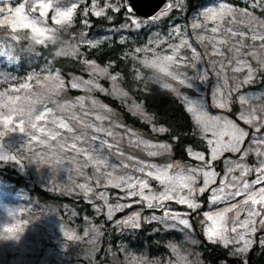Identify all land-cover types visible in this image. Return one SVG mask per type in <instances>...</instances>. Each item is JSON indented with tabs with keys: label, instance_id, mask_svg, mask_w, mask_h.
Wrapping results in <instances>:
<instances>
[{
	"label": "rangeland",
	"instance_id": "obj_1",
	"mask_svg": "<svg viewBox=\"0 0 264 264\" xmlns=\"http://www.w3.org/2000/svg\"><path fill=\"white\" fill-rule=\"evenodd\" d=\"M242 2L212 0L187 12L185 0H171L153 21L124 10L122 25L88 36L87 13L117 14L123 0H0V166L81 197L92 211L77 218L68 206L38 205L0 180V264H111L114 235L121 264H245L255 244L264 247V7ZM113 38L127 44L138 80L181 102L207 154L187 149L193 163L174 161L153 134L161 127L150 124L145 134L99 100L114 97L150 123L117 74L83 58V46ZM23 40L78 56L81 74L64 80L46 64L18 81L6 69ZM142 224L151 225L160 254L130 245ZM206 243L226 255L206 263Z\"/></svg>",
	"mask_w": 264,
	"mask_h": 264
},
{
	"label": "trees",
	"instance_id": "obj_2",
	"mask_svg": "<svg viewBox=\"0 0 264 264\" xmlns=\"http://www.w3.org/2000/svg\"><path fill=\"white\" fill-rule=\"evenodd\" d=\"M209 1L212 0H188V9L190 6L192 10H196ZM223 1L234 7L247 6L243 4L242 0ZM79 11V9L76 10L74 18L77 29H75V31L73 27L68 30L69 32H73V30L77 32L79 28L78 22L81 17V12ZM123 12V7H121V10H119L117 14L110 15L108 11L104 16L99 18L87 13V35H100L110 27L122 25L121 23L124 22V19L121 14ZM107 18L110 20H107ZM59 37L60 39L67 38L64 28L59 30ZM25 44H28V42L23 40L19 44L18 53L14 51L10 54V59H17V64H12L6 69L11 75L17 74L18 81L24 77L27 71L38 70L46 64L52 69L59 71V74L64 77V80L68 79L70 75L81 74V60L77 58L78 56H55L54 50H56L57 45L47 48H34V46L29 47ZM126 47L127 44L120 43L113 38L109 43L104 42L92 48L83 46L81 50L84 53L82 54L83 58L86 57L87 60H93L99 65L107 66L111 73L118 75V82H120L121 88L132 98L133 102L141 105L142 110L150 118V123L141 121L136 115H132L127 109V104L114 97L99 95V100L109 109L117 112L123 124L140 130L145 134L152 133L150 124L154 127H161L163 129L161 134H153L158 139L171 146L172 160L193 163L194 161L187 155V149L201 151L207 154L208 149L206 143L197 136L195 126L181 102L171 93L161 89L154 83H150L143 79L138 80V78H136L133 63L126 56ZM25 48H29V51H34L28 52ZM15 66H18V68H15ZM69 94L75 93L69 92ZM207 95L208 92H206V96ZM226 114H229L231 117L233 116V112ZM235 119L237 121L236 116ZM0 180L12 191L20 190L24 193L28 201L38 205L68 206L76 215L78 214L77 218L81 217V215L87 217L92 214L90 204L84 202L81 197L74 200L72 197H66L62 194L45 190L40 187L34 179L32 180L30 177L28 178L24 174H20L12 165L6 164L5 166H0ZM205 195L206 194H203V197ZM25 203L26 201H23V204ZM143 214H147V211H144ZM151 231V225L142 224L140 234H136L133 239L135 245L132 243L130 245L136 248L138 250L137 252L146 251L147 253H158L159 251H163L162 247L155 245L158 238L156 234L150 235ZM147 233H149V235H147ZM115 237L116 235L113 236V241H111L113 248H115ZM167 237L171 238L169 235H167ZM121 240L123 242H127V240L132 242V240L128 238ZM254 246L255 247H252L247 255L245 264H264V247H258L257 244ZM208 248L210 254H208L207 250L203 254V259L206 263L210 260V257L212 258L214 255L216 256V260H220L227 252V249H223L218 244L209 243ZM232 264H242V261L234 259Z\"/></svg>",
	"mask_w": 264,
	"mask_h": 264
},
{
	"label": "water",
	"instance_id": "obj_3",
	"mask_svg": "<svg viewBox=\"0 0 264 264\" xmlns=\"http://www.w3.org/2000/svg\"><path fill=\"white\" fill-rule=\"evenodd\" d=\"M124 10L137 17L146 20H153L160 12L170 7L169 0H123ZM107 259L111 264H121V254L116 248H109L106 251Z\"/></svg>",
	"mask_w": 264,
	"mask_h": 264
},
{
	"label": "flooded vegetation",
	"instance_id": "obj_4",
	"mask_svg": "<svg viewBox=\"0 0 264 264\" xmlns=\"http://www.w3.org/2000/svg\"><path fill=\"white\" fill-rule=\"evenodd\" d=\"M190 7V6H189ZM199 237V236H198ZM205 243V242H204ZM158 254H160V253H158ZM148 255L150 256V255H152V256H154V255H157V253H148ZM163 255H165V254H163ZM165 256H167V255H165ZM209 261H211V262H213L214 261V258L212 257H210V260ZM208 261V262H209Z\"/></svg>",
	"mask_w": 264,
	"mask_h": 264
}]
</instances>
